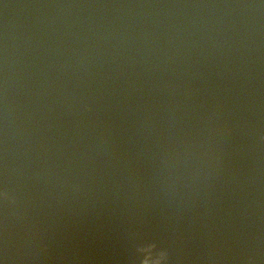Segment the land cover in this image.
Returning a JSON list of instances; mask_svg holds the SVG:
<instances>
[{
	"label": "water",
	"instance_id": "95a60500",
	"mask_svg": "<svg viewBox=\"0 0 264 264\" xmlns=\"http://www.w3.org/2000/svg\"><path fill=\"white\" fill-rule=\"evenodd\" d=\"M4 192L0 264H264V0H0Z\"/></svg>",
	"mask_w": 264,
	"mask_h": 264
},
{
	"label": "clouds",
	"instance_id": "9594fccd",
	"mask_svg": "<svg viewBox=\"0 0 264 264\" xmlns=\"http://www.w3.org/2000/svg\"><path fill=\"white\" fill-rule=\"evenodd\" d=\"M0 197L4 200H9V196L6 192L0 193ZM136 260L134 264H144L145 255H149L152 264H170L169 253L166 249H161L157 247L154 242H146L137 244L135 247Z\"/></svg>",
	"mask_w": 264,
	"mask_h": 264
}]
</instances>
